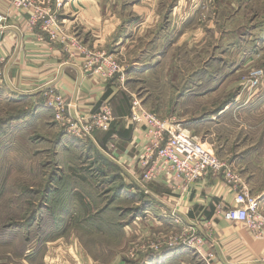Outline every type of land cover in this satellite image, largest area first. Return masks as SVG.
Instances as JSON below:
<instances>
[{"label":"crops","instance_id":"obj_1","mask_svg":"<svg viewBox=\"0 0 264 264\" xmlns=\"http://www.w3.org/2000/svg\"><path fill=\"white\" fill-rule=\"evenodd\" d=\"M35 1L45 11L51 13L56 11V14L58 11L59 36L67 37L69 47L65 48L60 37L52 39L43 29L41 21L31 24L32 10L10 11L4 0H0V13L7 16V21L0 26V55L6 57L5 78L0 85V106L12 110L7 117V120H11L8 127L27 122L30 129L35 127L54 134L60 125L55 122L53 111L44 101V94L50 87L57 89L68 101L71 112L79 116H84L95 109L101 101L109 99L114 117L112 135L107 138V133H103L105 145L103 143L99 145L96 142L98 140L81 143L94 146L95 151L99 153L101 161L92 160L90 166L92 165L91 168H94L96 173L104 175L103 180L97 183H106L105 198L110 197L111 201L122 203L129 200L134 203L137 200L136 204L143 206L141 212L140 209L136 212L137 220L154 213L158 217L156 225L162 231L163 224L171 221L173 213L181 215L187 222L189 230L194 233L198 231L201 239L205 240L199 252L187 244L183 247L178 244L179 248L177 246L151 253L143 258L142 264H206L204 259L209 254L214 255V259L222 264H264V239H255L242 223L228 222L216 216L219 211H225L234 204L233 191L227 188L221 179L210 177L197 182L183 197L168 187L162 179L147 185L141 182L140 171L133 164L130 165L136 156L138 145L143 141L138 130L129 125L132 107L128 96L130 94L125 93L126 89L122 91L117 81L105 84L99 76L87 74L84 70L85 51L97 52L95 50L101 48L117 58L129 53L136 38L145 40L149 21L147 16L144 17L135 10H147L149 0H65L62 8L56 4L57 0ZM153 1L157 3L158 0ZM254 1L258 0L243 2L244 7L231 13L228 3L224 0H217L211 7L209 6L211 1L177 0L168 11V14L172 15L166 18L163 27L162 17L153 15L152 25L157 36H154L152 46L160 49L154 54L153 59L151 57L150 64L153 66L152 68L150 66V69L158 70L162 61L167 60L174 49L182 46L189 50L203 49L209 42L211 45L213 42L215 46L211 48L218 56L214 61L220 65L221 86L237 88L239 84L237 81L244 71L255 65H264V18L256 15L248 25L242 20L246 4ZM119 5L122 6L121 9ZM45 6L53 7L55 10L52 8L46 10ZM126 8H132L138 17L125 15ZM164 39L166 41L169 39L167 50L166 48L161 50ZM73 42L78 43V49L70 46ZM228 53L236 55L237 58L233 61L227 59ZM149 54L148 51L141 50L138 54L140 58L134 65L139 66L142 57ZM205 63L208 65L204 60L199 66L200 71L192 70L198 73L196 77L191 75L190 78L189 74L185 78V83L189 80L185 87L187 91L184 89L178 92L175 86L177 80L173 79L171 93L173 95L179 93L176 95V103L180 100L182 102H188V99H192V102L198 100L192 95L193 85L198 89H204L210 86L211 81L218 80L216 76L210 79L211 76L204 67ZM132 70L133 68L129 72ZM124 74L126 76L129 73ZM138 99L144 108L149 105L139 97ZM181 101L179 103H182ZM234 102L232 104L234 110L248 109L251 116H256L255 120H260L258 118L264 111V89L245 101ZM227 107L225 103L221 108V118L227 115L229 110ZM256 128L259 131L258 135H261L262 128L258 121ZM108 144L114 146L112 154L107 156L102 148ZM257 145L258 149L255 152L260 155L264 152V146L261 143ZM253 159L255 157L250 162H253ZM235 161L232 165L235 170L237 165L242 167L240 160ZM262 161L261 156L259 159L256 156L258 163L256 167H264ZM81 164L75 162V165H64L63 169L69 171V167L77 169L76 166L83 168ZM251 167L255 166H247ZM73 172L65 173L64 177ZM242 174L243 176H240L243 182L251 194L260 201L264 212V181H260L258 172L246 168Z\"/></svg>","mask_w":264,"mask_h":264},{"label":"rangeland","instance_id":"obj_2","mask_svg":"<svg viewBox=\"0 0 264 264\" xmlns=\"http://www.w3.org/2000/svg\"><path fill=\"white\" fill-rule=\"evenodd\" d=\"M176 1L158 0L155 3L149 0L147 10H135L147 16L148 32L145 40L135 39L128 54L116 58L107 50L100 48L95 51L105 53L116 61L123 73H129L121 89L130 94L132 106L139 97L149 104L145 107L147 110L163 119L172 116L181 128L190 131L193 137L231 167L235 160H240L242 167L237 165L235 168L241 176L246 168L258 172L260 181H264V167H256V156L258 159L261 156L264 165V152L260 155L255 152L257 143L264 146V111L258 118L260 120H255L256 116H251L248 109L240 111L238 106L236 111L232 105L236 100L245 101L263 91L264 77L257 91L249 90V79L253 70L264 72V65H255L244 71L237 81V88H224L221 86L220 65L214 61L218 56L211 48L215 44L209 42L203 49L189 50L184 46L174 49L158 70L150 69L151 57L153 59L160 49L152 46L153 38L157 36L152 16H161L163 27L166 18L172 15L168 11ZM201 1H211V7L217 0ZM224 1L231 13H235L244 7L243 2L247 0ZM64 2L57 0L56 4L62 8ZM246 5L242 20L247 25L256 15L264 18V0ZM121 7L119 5V9ZM44 8L53 9L49 6ZM52 13L56 14V11ZM124 14L130 17L137 15L132 8H126ZM56 16L59 20L58 11ZM168 45L169 39H164L161 50L169 49ZM141 50L150 54L142 57L141 66H136L134 62L140 58ZM235 56L228 53L227 59L233 61L237 58ZM204 60L208 63L204 67L210 79L216 76L218 80L211 81L210 86L204 89L193 85L192 95L198 100L176 103L178 92L187 91L185 87L189 80L185 83V78L189 74L190 78L191 75L196 77L198 73L193 71H200L199 66ZM130 68H133L131 72ZM174 78L177 80L176 95L171 93ZM225 103L229 110L221 118V108ZM11 111L0 106V264H142L143 258L151 253L173 249L178 244L183 247L190 240L195 247H200V234L189 230L183 216H178L179 223L172 218L163 224L162 231L156 225L157 215L154 213L137 220L136 212L143 208L142 204H136L137 200L122 203L105 198L106 183H97L103 180L104 175L96 173L90 166L92 160L101 161L94 146L81 144L83 140L68 135L61 126L54 134L35 127L30 129L27 122L8 127L11 120L7 117ZM257 121L262 128L261 135L256 128ZM91 140H98L99 145L106 144L101 132H96L87 141ZM113 146L108 144L101 148L108 156L112 154ZM253 157L255 159L250 162ZM75 162L82 163L83 168L63 169L64 165H75ZM252 165L255 167L247 168ZM71 171L76 172L65 178V173Z\"/></svg>","mask_w":264,"mask_h":264},{"label":"built area","instance_id":"obj_3","mask_svg":"<svg viewBox=\"0 0 264 264\" xmlns=\"http://www.w3.org/2000/svg\"><path fill=\"white\" fill-rule=\"evenodd\" d=\"M65 1V0H64ZM12 11L32 10L31 24L41 21L43 29L52 39L61 38L65 48L69 47L67 37L59 36L60 24L56 14L39 7L35 0H4ZM60 3V1H58ZM58 3V4H59ZM7 21V16L0 13V26ZM73 42L70 46L76 47ZM84 70L87 74L99 76L103 83L117 81L120 86L125 82V74L114 59L105 53L85 51ZM6 57L0 55V85L5 78ZM119 74L121 75L120 77ZM264 72L253 70L249 79V90L257 91L262 84ZM45 105L53 111L55 121L70 136L77 140L92 139L96 132L108 133L114 122L113 106L109 99L103 100L84 116L71 112L70 105L57 89L50 87L44 94ZM129 125L138 130L143 141L138 145L135 158L130 162L140 171V180L144 185L159 181L164 183L180 197L187 194L192 185L210 177L221 179L234 193V204L227 210H221L217 217L228 222L244 224L255 239H264V212L260 201L254 197L243 182L240 174L223 162L214 152L193 137L187 129L181 128L173 117L161 119L156 113L145 109L137 100L134 101L129 116ZM180 219L176 213L171 215ZM204 239L198 240L200 247L193 241L187 245L199 252ZM207 264H222L209 254Z\"/></svg>","mask_w":264,"mask_h":264},{"label":"trees","instance_id":"obj_4","mask_svg":"<svg viewBox=\"0 0 264 264\" xmlns=\"http://www.w3.org/2000/svg\"><path fill=\"white\" fill-rule=\"evenodd\" d=\"M112 135V132L110 130V132L107 133V138L110 137ZM211 215V214H210Z\"/></svg>","mask_w":264,"mask_h":264}]
</instances>
